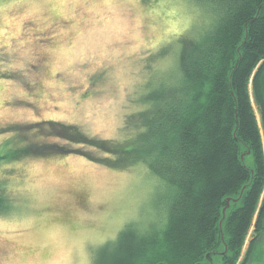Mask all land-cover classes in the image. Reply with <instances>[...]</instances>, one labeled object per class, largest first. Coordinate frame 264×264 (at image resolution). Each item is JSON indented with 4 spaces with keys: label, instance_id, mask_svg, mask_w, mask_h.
<instances>
[{
    "label": "rangeland",
    "instance_id": "rangeland-1",
    "mask_svg": "<svg viewBox=\"0 0 264 264\" xmlns=\"http://www.w3.org/2000/svg\"><path fill=\"white\" fill-rule=\"evenodd\" d=\"M199 14L188 0H0V264H92L128 223L163 227L160 182L143 164L110 168L79 154L101 151L22 130L54 122L99 140L134 136ZM30 144L76 152L12 158ZM256 244L245 264H264V221Z\"/></svg>",
    "mask_w": 264,
    "mask_h": 264
},
{
    "label": "trees",
    "instance_id": "trees-1",
    "mask_svg": "<svg viewBox=\"0 0 264 264\" xmlns=\"http://www.w3.org/2000/svg\"><path fill=\"white\" fill-rule=\"evenodd\" d=\"M188 3L203 22L196 35L179 41L174 73L145 96L134 136L99 140L54 122L28 127L33 133L75 129L68 142L109 155L81 156L114 169L141 163L160 182L163 227L128 223L113 242L98 247L92 264H211L216 255L220 264H237L253 227L245 264L263 229L264 0ZM163 55L161 49L153 60ZM46 145L39 151L27 145L12 158L76 152Z\"/></svg>",
    "mask_w": 264,
    "mask_h": 264
},
{
    "label": "snow or ice",
    "instance_id": "snow-or-ice-1",
    "mask_svg": "<svg viewBox=\"0 0 264 264\" xmlns=\"http://www.w3.org/2000/svg\"><path fill=\"white\" fill-rule=\"evenodd\" d=\"M200 3H207L209 0H198ZM28 129H23L22 131H27ZM76 130L72 128H61L59 126H52L50 127V130L45 132V136H51V137H59L61 139H64L65 141L73 139L72 133H74ZM67 146V145H65ZM47 148V145H35L33 146V150L39 151L42 149ZM121 163H124V160H121Z\"/></svg>",
    "mask_w": 264,
    "mask_h": 264
},
{
    "label": "water",
    "instance_id": "water-1",
    "mask_svg": "<svg viewBox=\"0 0 264 264\" xmlns=\"http://www.w3.org/2000/svg\"><path fill=\"white\" fill-rule=\"evenodd\" d=\"M241 158H242V157H241ZM229 202H230V199H226V206H225V208L222 210V215H223V217H224V213H225L226 208H228V206H229Z\"/></svg>",
    "mask_w": 264,
    "mask_h": 264
}]
</instances>
